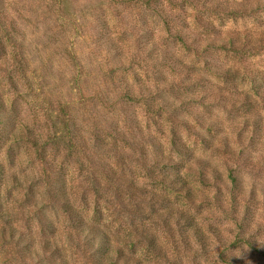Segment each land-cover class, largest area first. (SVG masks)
<instances>
[{"label": "rangeland", "instance_id": "374dc122", "mask_svg": "<svg viewBox=\"0 0 264 264\" xmlns=\"http://www.w3.org/2000/svg\"><path fill=\"white\" fill-rule=\"evenodd\" d=\"M122 1L0 0V118L6 111L42 142L66 139L0 144V264H96L104 255L75 235L54 196L60 191L130 264H264V0H175L188 44L168 36L159 13ZM206 38L228 45L209 47ZM164 50L188 72L162 65ZM111 82L132 86L140 103L116 114ZM177 138L220 178L202 186L186 172L198 193L193 204L149 176L163 171L152 158L171 155ZM117 179L168 195L189 218L156 213L167 208L142 202L144 193L124 196L123 207ZM113 264L124 263L115 255Z\"/></svg>", "mask_w": 264, "mask_h": 264}, {"label": "trees", "instance_id": "16d2710c", "mask_svg": "<svg viewBox=\"0 0 264 264\" xmlns=\"http://www.w3.org/2000/svg\"><path fill=\"white\" fill-rule=\"evenodd\" d=\"M123 1L125 2V0ZM182 1H184L183 3H191L189 2L190 0H182ZM137 2H140V4H142L144 7H147L149 10L159 13L161 17L162 16L164 17V25L168 36L172 35V37H174L175 39L177 38L183 44L189 43L190 39L188 38V34H190L191 31L183 32L181 28L184 27V29H190V27L189 25L186 24L185 20L179 18L178 14L176 13L175 7L178 6V3L175 0H137ZM61 4L66 5L67 3L65 4V2L62 1ZM59 11L63 12L66 11V9L63 8L61 9L60 7ZM205 40L208 42L209 47L226 48L228 45V41L226 40L216 41L215 39H210V38H206ZM10 41L13 40H11L10 38L9 40L7 39V43H9ZM6 45L7 44H4V47ZM250 46H248L249 49L254 50L253 47ZM157 58L161 60L162 65H164L167 68H170L172 71H176V72L185 71L187 73L189 70V68L179 58H177L173 53H170L167 50L162 51V53H160V55H158ZM107 83L109 84L108 81ZM111 84L113 86V91L115 93V98H116V103L114 102L112 108L116 114L126 113L129 110L128 104L132 103L131 101L140 103L141 100L138 98V95H136L137 94L136 91H134L132 86H130L126 82L124 83L123 86H117L112 82ZM179 96L182 97V95ZM185 96H186L185 98H188L187 95ZM151 104L152 102L147 105L151 107L152 106ZM4 105L5 104H3V106ZM3 114L7 115V117L0 118V144L4 143L3 145H7L10 142L17 143L24 141L35 147L37 146L40 147L41 145L55 146L58 145L59 143L66 141L64 136L63 137L59 136L57 138L56 137L49 138L48 140L42 142V140L39 139L35 135V133H32L31 127L29 125L22 124V126L19 125L15 126L14 117L8 115L6 111H3ZM129 122H130V127H132L133 124H136L135 130L140 134L142 132H145L144 128L140 126V123L138 121L130 120ZM126 128L129 129L128 127ZM145 128H148V125H146ZM24 130L26 131V137H24L21 134V132ZM18 131H21L19 136L16 135V132ZM114 132H115V136L118 139H122V141L124 142V139H126V135H127V133H125V130L122 132V129L117 126L114 129ZM151 135L149 138V142L152 140L151 141L152 143L151 142L150 143L153 144L155 139L153 135L152 137ZM113 147L115 148L114 149L115 153L118 154L120 149H118L116 145ZM170 154L171 155L159 152L157 155L154 156V158H152L151 162L153 163V166L157 169H162L163 171L161 173L150 172L149 176L154 180H158L160 186L166 187L174 191L177 197L182 202L186 204H193L197 201V197H198L195 184L193 185V183L190 182L184 175L186 172L190 173L194 171L193 175L196 176L197 182L202 186L219 185L220 178L217 174V171L215 169L211 170L212 168L211 165L206 161H203L200 158H195V154L188 148V146L185 143H183L178 138L172 141ZM174 155L180 156L183 159H187V161L188 160L191 161L193 165L185 166L182 162L175 160L173 157ZM142 162L144 163L147 162L146 157H143ZM194 165L196 166V168L194 167ZM5 168L6 167L4 166V164L0 163V175L3 177L5 175L4 174ZM180 168H183V171H179V172L164 171L170 169L176 170ZM110 179L113 180L112 177H110L109 180ZM211 179H213L215 185L211 184L212 183ZM61 184H59V186ZM112 185L115 186V193L117 195L118 192L120 199L122 200L123 207L126 206L124 201L125 200L124 196H127L129 201H136L138 198L135 197L136 195L134 192H138L141 194L144 193L143 195L144 197H141L142 202H144L145 200V202L148 204L165 206L167 208V210L158 211L156 213H181L180 214L181 220L184 218L185 219L189 218V215H187L183 209L172 205L168 195L164 193H158L154 190L147 191L146 189H144L145 191L143 190V193L142 191L140 192L139 190H135V189L132 190L131 188L126 186L124 181L119 179H117V182L112 183ZM54 196L56 200L62 203L63 211L68 216L70 222L73 223V225L75 226V235L78 236L79 238H84L85 243L87 244V246H90L91 249L98 248L99 251H103L104 255L99 256V259L95 261L96 264H113L115 255L120 257L121 261L124 264H130L129 258L123 257L120 249H116L113 254L111 253L108 243L110 242V239L108 237L107 232L103 231L100 228L95 218L93 220L92 219L89 220L87 215H82L78 211V209L74 206L70 196L65 191H60ZM136 209H138V206L136 207ZM189 224H194V222L193 223L189 222ZM195 232L197 238L202 241L203 234L201 232H198L196 229ZM43 245H44L43 249L45 251H50L48 242L43 243ZM56 262H57V258L53 259V261H50V263L52 264H56Z\"/></svg>", "mask_w": 264, "mask_h": 264}]
</instances>
